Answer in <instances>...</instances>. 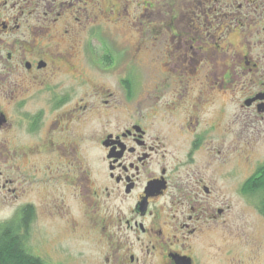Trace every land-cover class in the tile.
I'll list each match as a JSON object with an SVG mask.
<instances>
[{"label":"flooded vegetation","instance_id":"1","mask_svg":"<svg viewBox=\"0 0 264 264\" xmlns=\"http://www.w3.org/2000/svg\"><path fill=\"white\" fill-rule=\"evenodd\" d=\"M260 121L264 0H0V188L44 264H244Z\"/></svg>","mask_w":264,"mask_h":264},{"label":"rangeland","instance_id":"2","mask_svg":"<svg viewBox=\"0 0 264 264\" xmlns=\"http://www.w3.org/2000/svg\"><path fill=\"white\" fill-rule=\"evenodd\" d=\"M254 163L249 166V164L243 160V163L240 165V171L238 178L242 181L246 180L252 173L255 168V165L260 166L264 163V121H260L259 124V135L257 142L255 144V149L252 157ZM17 164L22 165L20 175H26L25 161ZM15 164L13 158L0 157V167L2 170H9L11 165ZM42 164V161H40ZM254 165V166H253ZM11 173V171L9 172ZM29 197V198H28ZM32 194H26L25 201L30 199ZM17 203L13 200V196L7 193V190L0 188V222H6L12 220L15 215V210ZM249 237H252V240L249 243H244L239 238H231L229 236L226 239H221L220 244L224 251H226L227 262L229 263L230 258H236L243 260L244 264H264V219L259 215V213L253 212L249 218ZM258 250V257L254 253Z\"/></svg>","mask_w":264,"mask_h":264},{"label":"trees","instance_id":"3","mask_svg":"<svg viewBox=\"0 0 264 264\" xmlns=\"http://www.w3.org/2000/svg\"><path fill=\"white\" fill-rule=\"evenodd\" d=\"M248 183H255L257 191L262 192L263 200L259 208L264 213V163L249 178ZM253 188L252 186L251 191ZM0 264H44L24 247L22 236L17 232L13 219L0 222Z\"/></svg>","mask_w":264,"mask_h":264}]
</instances>
